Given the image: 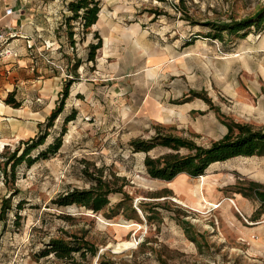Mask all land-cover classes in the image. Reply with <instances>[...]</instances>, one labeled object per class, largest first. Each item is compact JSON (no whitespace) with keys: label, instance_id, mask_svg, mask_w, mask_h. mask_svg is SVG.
Listing matches in <instances>:
<instances>
[{"label":"rangeland","instance_id":"374dc122","mask_svg":"<svg viewBox=\"0 0 264 264\" xmlns=\"http://www.w3.org/2000/svg\"><path fill=\"white\" fill-rule=\"evenodd\" d=\"M67 1L0 0V10L13 5L12 19L31 20L42 39L49 40L58 29L66 35ZM181 1L198 23L182 17L177 8ZM262 4L264 0H101L100 29L109 40L98 65L99 79L94 86L89 79L86 98L68 105L31 155L60 135L64 117L75 110L61 146L31 165H16L13 184L0 171V204L14 189L12 204L23 199L18 224L14 210L0 218V264H53L52 255L36 260L33 252L49 235L83 229L97 246L92 264H264V213L252 220L258 201L237 192L250 180L264 184V156L230 157L211 163L196 177L180 172L167 181L150 177L143 160L170 148L145 152L129 145L131 139H148L158 130L208 146L227 132L226 122L264 128V30L251 26L245 36L224 32L223 40H210L204 36L210 27L203 24L238 19ZM135 22V32L128 34ZM72 24L81 37V26ZM188 43L192 45L184 50ZM86 69L90 77L93 68L87 63ZM9 76L15 81L20 77ZM7 77L0 70V103L10 86H2ZM189 83L193 87L185 92ZM27 90L20 93L29 100L41 95L37 87ZM192 90L209 102L191 95ZM186 97L195 106L187 111L181 105ZM22 109L17 111L21 115L11 116L13 129L2 132L10 139L0 142V154L12 151L21 132L26 140L45 131L31 121L46 120L47 101ZM98 168L103 178L116 176L115 185L128 193L122 205H116L124 198L120 191L110 193L107 206L97 212L53 202L73 188H88L92 181L85 169L98 174ZM162 194L168 195L157 197Z\"/></svg>","mask_w":264,"mask_h":264},{"label":"trees","instance_id":"16d2710c","mask_svg":"<svg viewBox=\"0 0 264 264\" xmlns=\"http://www.w3.org/2000/svg\"><path fill=\"white\" fill-rule=\"evenodd\" d=\"M101 0H68L66 8L68 14L65 15L64 23L67 28V37L73 42L74 24L76 21L81 26L85 33L89 31L93 23L98 19V14H101ZM183 12V18L191 24L198 23L193 19L187 10L183 7L182 1L177 6ZM159 13V12H158ZM210 27V30L204 35L210 38L223 40V33L231 35L245 36L249 33L251 26L257 30H264V4L251 14L242 16L238 19L230 18L229 21H211L207 20L203 23ZM81 31V32H82ZM96 42L88 44L87 60H94L96 50L101 46L102 40L95 32ZM196 37V36H195ZM80 59H76L72 64L73 68L79 66ZM71 80H68L64 85L58 103L51 110L44 123V132H40L36 137H31L26 140L21 139L11 152H3L0 154L2 162H0V171L3 172L4 180L8 184L14 183L15 167L19 163L26 162L31 165L40 157H46L49 153L56 152L62 143V135L65 133V125L69 120L75 117V110H72L63 119L60 135L55 137L53 141L48 143L44 148L37 150L35 156L31 155L34 148L44 143L48 132L46 131L53 124L58 114L63 110L64 100L68 96V88ZM191 95L199 96L209 102V99L199 92L191 91ZM188 97L182 101H187ZM6 103H10L14 107L19 106L13 96V92H9L5 98ZM227 132L219 139L213 141L208 146L197 144L192 139L174 135L171 133H163L157 131L148 139L135 137L129 141L131 149L134 151L148 152L156 146H164L170 148L171 151L164 152L157 156L146 154L143 162L145 169L150 177L163 180H171L178 173L185 172L190 177H196L203 174L206 168L213 162L223 161L234 156H264V128H254L248 123H240L235 121L226 122ZM185 148L186 153H180L179 149ZM10 165V170L7 166ZM98 174H93L85 169V173L90 177L92 183L88 188H73L66 193L57 195L53 202L57 205L76 203L85 206L89 211H100L109 203V194L120 191L124 194V198L116 205L123 204V200L128 198V193L123 192L122 186H117L114 183L116 176L113 179L103 178L101 169H97ZM170 191V190H168ZM17 192L16 189L8 195L2 197L0 204V218L6 219V213L9 210H14V224H18L20 220L19 209L22 207L23 199L12 204V197ZM244 197L257 200L259 205L254 210L252 220H257L261 213H264V184L250 180L246 186L240 187L237 191ZM168 194L157 195L164 196ZM179 223H182V221ZM183 224H187L184 223ZM188 231V230H187ZM188 237L195 240V236ZM97 253V246L94 241L86 236V230L80 232L61 230L59 235H49L47 240H43V244L38 250L33 252V257L39 260L42 257L52 255L53 264H92V259ZM101 262V261H100Z\"/></svg>","mask_w":264,"mask_h":264},{"label":"crops","instance_id":"0c3cea01","mask_svg":"<svg viewBox=\"0 0 264 264\" xmlns=\"http://www.w3.org/2000/svg\"><path fill=\"white\" fill-rule=\"evenodd\" d=\"M8 6L12 7L13 12L12 14L5 15L4 10ZM15 14L16 9L11 4L4 6L0 10V22L13 32V35L5 44L4 51L6 54L0 58V70L3 69V71L8 74L7 80L2 86L10 85L5 91H8V93L13 92L15 100L19 102V106L17 107H14L10 103H6L5 96L8 93H5L4 101L0 103V142H3L4 145L7 144L5 139L9 140L10 136L2 132H5L9 127L10 129L12 128L11 123L13 122L10 120L12 118L11 116L19 115L20 113L17 111H24L22 108L25 105L33 107L40 101L45 100L48 106V110L45 112L47 118L51 110L58 103V97L61 96L62 89L68 80H71V83L68 88V96L65 99L66 103H64L63 110L58 114L57 118L67 109L68 105L73 103V101H81L82 98L85 99L88 90V81L90 79L93 86L97 83L99 79L98 65L100 59L106 56L104 51L106 49L108 50V36L102 34L100 29L102 22V20H100V14H98V19L92 24L89 31L85 33V37L82 32L81 37L77 35V31L74 32L72 43L67 37V30L64 36L61 29H58L54 36H50L49 40H43L41 33L34 29L35 25L31 20L20 19L18 22L17 19H12ZM136 24L138 25V22L128 27L129 29H126V32H128V34L134 33ZM62 26L61 24V28ZM111 26L114 27V24H111ZM75 28L76 26H74V29ZM92 32L93 35L96 32L100 36L102 44L97 49L98 54H95L94 60H87L88 44L97 41L96 37H92ZM137 32H140V30H137ZM88 34H90V36H88ZM207 38L211 40L210 37ZM66 39H68V42ZM191 45V43L185 45L183 49L186 50ZM111 48H113V46H111ZM76 59H80V63L75 69L72 67V64ZM87 63L93 68L92 71H90V77L87 75ZM58 65L65 66V68L60 69ZM10 73H16L17 77L20 76L19 79L17 81L13 80V78L9 76ZM36 87L38 92H41V95L38 94L35 100H29L20 93V91L24 89L30 90L36 89ZM191 87H193V85L189 83V86L184 89V91L186 92ZM42 90H46L45 94L42 93ZM90 100H93V96L90 97ZM148 103L150 104V101H148ZM191 103H193V100L185 101L181 103V105L185 106L187 111L195 107ZM156 104L157 103L152 102L150 106H155ZM164 113L165 112L162 111V114ZM31 122L35 124L37 129L42 128L45 123L41 118H37V120ZM13 134L16 135V131H14ZM25 137L28 136H25L23 132H21L18 138L24 139Z\"/></svg>","mask_w":264,"mask_h":264},{"label":"built area","instance_id":"2783aa9c","mask_svg":"<svg viewBox=\"0 0 264 264\" xmlns=\"http://www.w3.org/2000/svg\"><path fill=\"white\" fill-rule=\"evenodd\" d=\"M12 12L13 9L11 6L6 7L4 10L5 15L12 14ZM12 35L13 32L0 22V58L6 54V52L4 51L5 44ZM58 67L60 69L65 68V66H61V65H58Z\"/></svg>","mask_w":264,"mask_h":264}]
</instances>
